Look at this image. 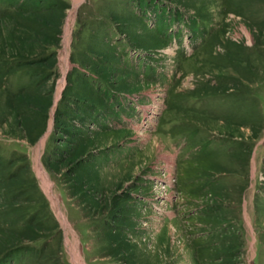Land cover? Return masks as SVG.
<instances>
[{
	"label": "rangeland",
	"instance_id": "rangeland-1",
	"mask_svg": "<svg viewBox=\"0 0 264 264\" xmlns=\"http://www.w3.org/2000/svg\"><path fill=\"white\" fill-rule=\"evenodd\" d=\"M0 264H264V0H0Z\"/></svg>",
	"mask_w": 264,
	"mask_h": 264
},
{
	"label": "bare ground",
	"instance_id": "bare-ground-1",
	"mask_svg": "<svg viewBox=\"0 0 264 264\" xmlns=\"http://www.w3.org/2000/svg\"><path fill=\"white\" fill-rule=\"evenodd\" d=\"M48 189H50V187H48Z\"/></svg>",
	"mask_w": 264,
	"mask_h": 264
}]
</instances>
